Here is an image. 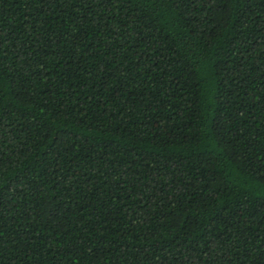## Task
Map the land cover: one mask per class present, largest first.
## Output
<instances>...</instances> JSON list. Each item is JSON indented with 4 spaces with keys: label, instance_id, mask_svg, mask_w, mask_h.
<instances>
[{
    "label": "trees",
    "instance_id": "1",
    "mask_svg": "<svg viewBox=\"0 0 264 264\" xmlns=\"http://www.w3.org/2000/svg\"><path fill=\"white\" fill-rule=\"evenodd\" d=\"M0 264H264V0H0Z\"/></svg>",
    "mask_w": 264,
    "mask_h": 264
}]
</instances>
